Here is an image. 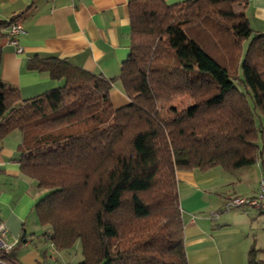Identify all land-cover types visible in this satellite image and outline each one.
<instances>
[{"label": "trees", "instance_id": "obj_1", "mask_svg": "<svg viewBox=\"0 0 264 264\" xmlns=\"http://www.w3.org/2000/svg\"><path fill=\"white\" fill-rule=\"evenodd\" d=\"M246 5L130 0L117 76L33 56L30 70L62 84L22 99L0 79V139L21 132L20 171L44 190L38 221L57 249L79 243L77 264H187L176 171L259 162L264 176V35ZM248 263L263 262L251 250Z\"/></svg>", "mask_w": 264, "mask_h": 264}, {"label": "crops", "instance_id": "obj_2", "mask_svg": "<svg viewBox=\"0 0 264 264\" xmlns=\"http://www.w3.org/2000/svg\"><path fill=\"white\" fill-rule=\"evenodd\" d=\"M130 0H0V19L19 16L23 32L16 51L0 38V79L17 87L22 99L62 84L47 72L30 70L33 56H56L106 78L119 74L130 51ZM175 3L181 0H164ZM244 14L254 32L264 35V0H247ZM114 107L128 102L119 80L110 90ZM21 132L0 139V222L6 227L5 256L15 264H77L80 246L57 249L38 221L34 206L44 194L33 178L21 173ZM177 191L187 264H249L251 250L263 262L257 228L264 215L252 206L230 207L233 196H255L264 177L259 162L227 171L177 170Z\"/></svg>", "mask_w": 264, "mask_h": 264}, {"label": "built area", "instance_id": "obj_3", "mask_svg": "<svg viewBox=\"0 0 264 264\" xmlns=\"http://www.w3.org/2000/svg\"><path fill=\"white\" fill-rule=\"evenodd\" d=\"M4 31L6 32V36L9 38L11 44L15 45L16 51L21 52V47L18 45L16 39L17 35L23 32L19 16H13L9 19L4 26ZM226 206L227 208L252 206L259 209L264 215V177H261L259 180L258 192L255 196L230 197ZM5 235L6 227L3 222H0V264H15V262L10 261L5 256V252L10 249V247L4 242Z\"/></svg>", "mask_w": 264, "mask_h": 264}, {"label": "rangeland", "instance_id": "obj_4", "mask_svg": "<svg viewBox=\"0 0 264 264\" xmlns=\"http://www.w3.org/2000/svg\"><path fill=\"white\" fill-rule=\"evenodd\" d=\"M237 87H238V89L243 91V87L241 84L237 83ZM247 99L249 100L248 95H247ZM255 121H256V124L259 125V123L262 121V116L258 117L257 115H255ZM256 235H257V245L258 246L264 245V228H261L258 226ZM78 245H79V243L77 242L74 246L77 247ZM258 257H264V255H260Z\"/></svg>", "mask_w": 264, "mask_h": 264}]
</instances>
